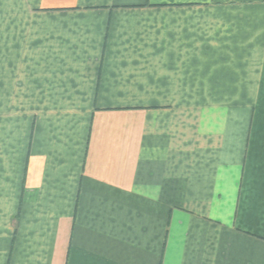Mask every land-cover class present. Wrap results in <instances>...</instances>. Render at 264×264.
Returning a JSON list of instances; mask_svg holds the SVG:
<instances>
[{
  "label": "crops",
  "instance_id": "0c3cea01",
  "mask_svg": "<svg viewBox=\"0 0 264 264\" xmlns=\"http://www.w3.org/2000/svg\"><path fill=\"white\" fill-rule=\"evenodd\" d=\"M0 264H264V0H0Z\"/></svg>",
  "mask_w": 264,
  "mask_h": 264
},
{
  "label": "rangeland",
  "instance_id": "374dc122",
  "mask_svg": "<svg viewBox=\"0 0 264 264\" xmlns=\"http://www.w3.org/2000/svg\"><path fill=\"white\" fill-rule=\"evenodd\" d=\"M226 197H227V195H226ZM228 198H229V199H232V198H233V194H229V195H228Z\"/></svg>",
  "mask_w": 264,
  "mask_h": 264
}]
</instances>
